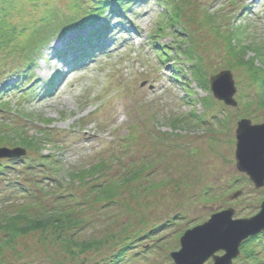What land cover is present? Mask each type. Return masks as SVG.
Returning <instances> with one entry per match:
<instances>
[{
  "label": "rangeland",
  "instance_id": "rangeland-1",
  "mask_svg": "<svg viewBox=\"0 0 264 264\" xmlns=\"http://www.w3.org/2000/svg\"><path fill=\"white\" fill-rule=\"evenodd\" d=\"M75 1L0 0V36L12 40L2 41L0 58L14 70L33 58L30 82L40 91L19 96L7 87L22 77L0 78V130L7 133L0 147L14 148L26 133L31 146L16 147L26 152L22 161H33L0 162L1 169L10 166L0 177V264H174L170 253L188 229L228 209L233 219L262 209L264 186L237 169L235 151L240 119L264 123V65L240 62L228 43L245 27V42L264 47V0H239L248 7L243 11L230 0L139 3L132 18L140 34L132 30L116 49L72 67L63 48L69 35L86 37L89 29L53 34ZM168 11L179 13V25L152 37L153 47L147 33L170 22L175 13ZM112 20L113 32L119 25ZM40 28L52 37L27 55ZM157 44L168 59H160ZM222 70L233 76L236 106L211 90L210 79ZM47 87L51 93L43 96ZM7 100L11 108H4ZM10 127L21 129L19 137ZM84 169V178L75 177ZM105 188L112 198L99 195ZM253 238L232 264H264V233Z\"/></svg>",
  "mask_w": 264,
  "mask_h": 264
},
{
  "label": "water",
  "instance_id": "water-1",
  "mask_svg": "<svg viewBox=\"0 0 264 264\" xmlns=\"http://www.w3.org/2000/svg\"><path fill=\"white\" fill-rule=\"evenodd\" d=\"M215 96L236 105L235 82L229 70L211 78ZM22 149L0 148V157L25 154ZM237 167L249 174L257 187L264 185V123L252 124L242 119L237 129ZM233 209L215 213L203 224L188 229L181 237V249L171 253L176 264H203L213 258L214 264H232L240 253L241 243L264 230V202L261 211L251 217L233 219ZM223 250V255L216 252Z\"/></svg>",
  "mask_w": 264,
  "mask_h": 264
},
{
  "label": "trees",
  "instance_id": "trees-1",
  "mask_svg": "<svg viewBox=\"0 0 264 264\" xmlns=\"http://www.w3.org/2000/svg\"><path fill=\"white\" fill-rule=\"evenodd\" d=\"M137 1L138 0H76L75 1V11H77L78 16L83 13L82 15H84V18L81 20V25H84L87 22L92 23L93 21L95 22L98 18L104 17L105 11L110 8L112 3H116L117 6H119L121 8L128 7V6L130 8V6L131 5L133 6ZM230 1H233V0H230ZM83 10H85V12H83ZM77 18H75L72 15L66 16L64 18V20L60 23V25L57 26L58 28L56 29V32L54 34L61 33L63 30H67V28H69L71 26V24H74V23L78 22ZM23 26H24V24H23ZM103 27L106 28L105 25ZM41 28H40V30L37 29V31H36V32H38L37 34L33 35V37L36 39V44L34 45V47L31 50L28 51L27 55H32L33 56V54H34L33 49H35L38 46H40L41 43L45 39H49L50 36L53 34V32H52L49 35V33H50L49 29L46 30L45 32H43L41 30ZM13 29H15V28H13ZM16 30L18 31V33H20L21 31L23 32V27H21L20 29H16ZM52 31H54V30H52ZM237 31H235V34H234V32H232L234 37L232 36V38L230 39V41L228 43L229 44V47H228L229 48V54L233 55L240 62L248 64L251 68L252 67H256V64H257L258 61L261 62V63L263 62V65H264V47L262 45H258V44H256V45L247 44L245 42L244 38L246 36V33L248 32V30L245 31V27H242L241 29L238 28ZM0 38H2V39H0V49L2 47H4L3 46L4 44H2V41H5V42L8 41L9 43L12 42L11 34H9V33L6 34L5 36L1 35ZM26 42H27V40H25V44H27ZM254 47H256V48H254ZM16 49L18 50V47H16ZM249 51H252L253 54L249 55L248 54ZM10 52L12 54L14 51H10ZM15 55H16V53H15ZM17 58H19V57H17ZM4 59L0 58V63L3 60L2 64H0V65H2V66H0V68L1 67L3 68L4 66H5V68L7 67V63H5ZM26 65H28V64H26ZM4 71H6V70L4 69L3 72ZM18 72H19L20 75H22V78L24 80L27 79L28 70L27 71H26V69L18 70ZM2 77H3V75L0 72V78L2 79ZM28 80H30L29 76H28ZM50 81H52V80H50ZM31 87H33V86H30V88ZM49 89L50 88L47 87L46 89H44L43 93L46 94V95L49 94V91L51 90V89L50 90ZM2 103H3L4 108H5V106H6V108H11V106H10L11 102L10 101L7 100L6 102L3 101ZM24 115H26V114H24ZM27 117H28V115H27ZM0 120H3V118L0 117ZM176 121H178V120H176ZM6 126H7V124H6ZM9 129L10 130L8 132L10 133V135H14L13 137H19V134H21V131H20L21 129L20 128H17V127H13L12 128V127H10ZM3 132L4 131L0 130V143L7 139L6 138L7 133L3 134ZM16 133L18 135L15 136ZM19 139H20L19 140L20 143L15 141L14 145L25 143L26 146H28V147L31 146L32 137H30L29 135L21 134ZM102 164L103 163L100 162L99 164H97L95 166V168H97V170H98L99 167L102 166ZM5 167L7 168L8 166H5ZM97 170H96L95 173L99 172ZM87 172H89V169H84V170L78 171L74 175H75V177L77 176V177H83L84 178V175H87ZM99 195L101 197H104V198H112L114 193L112 191H110L108 188H105L103 190V192H101V189H100ZM31 227H34V229L39 228V226H37V225H35V226H33V225L31 226L30 225L29 229ZM23 228H25V227H23ZM253 239L254 238L249 239V240H247L244 243H250L251 240H253ZM89 245H91V244H89ZM80 246H81L82 250L87 249V244L86 243H82ZM123 248H124V250L122 252H120L119 255H123L128 249V247L127 248L123 247ZM241 250H243V249H241Z\"/></svg>",
  "mask_w": 264,
  "mask_h": 264
},
{
  "label": "bare ground",
  "instance_id": "bare-ground-1",
  "mask_svg": "<svg viewBox=\"0 0 264 264\" xmlns=\"http://www.w3.org/2000/svg\"><path fill=\"white\" fill-rule=\"evenodd\" d=\"M182 68L183 67H177L176 69H177V73H179V72H181V70H182ZM14 161V163L12 162V166L11 167H13L16 163H19L18 161H20L21 163L23 162V163H26V164H29L30 163V166L32 165V163H33V161L31 162V161H29V160H27V161H22V160H24L23 158H21V157H19V158H15V159H13ZM10 164H11V161H10ZM14 164V165H13ZM9 168H10V166H9ZM0 169H1V167H0ZM7 171V169H5V168H3V169H1L0 170V173L1 172H3V173H5ZM12 185H15V183L14 184H12ZM23 190V189H22ZM25 190V189H24Z\"/></svg>",
  "mask_w": 264,
  "mask_h": 264
}]
</instances>
